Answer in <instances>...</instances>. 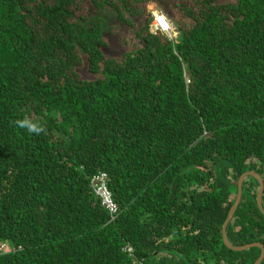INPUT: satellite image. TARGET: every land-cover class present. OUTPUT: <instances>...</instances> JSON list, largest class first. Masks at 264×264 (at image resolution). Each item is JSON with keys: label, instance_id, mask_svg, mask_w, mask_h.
I'll list each match as a JSON object with an SVG mask.
<instances>
[{"label": "trees", "instance_id": "1", "mask_svg": "<svg viewBox=\"0 0 264 264\" xmlns=\"http://www.w3.org/2000/svg\"><path fill=\"white\" fill-rule=\"evenodd\" d=\"M83 1L90 13L77 15ZM135 1L0 0V264L261 255L229 248L222 228L241 175L264 180V0H152L175 41ZM111 10L136 41L120 59L99 20ZM100 171L114 220L90 186ZM258 187L243 183L234 245H264Z\"/></svg>", "mask_w": 264, "mask_h": 264}, {"label": "rangeland", "instance_id": "2", "mask_svg": "<svg viewBox=\"0 0 264 264\" xmlns=\"http://www.w3.org/2000/svg\"><path fill=\"white\" fill-rule=\"evenodd\" d=\"M181 1L183 0H175L176 3H180ZM219 1L227 2L234 0ZM134 5L142 11H151L153 9H158L157 5L152 3V0H137L135 1ZM107 9L109 8L107 7ZM89 13V5L85 1L79 4V10H76L77 15H86ZM99 20L103 21L104 23L105 39L108 43L105 50L109 56L120 59L123 57V54L132 51L136 47L134 33L132 31H128L125 24L115 20V14L112 12V10L111 12L101 15V17H99ZM79 74L83 78H92L91 74L88 73V70L86 68L80 69Z\"/></svg>", "mask_w": 264, "mask_h": 264}, {"label": "built area", "instance_id": "3", "mask_svg": "<svg viewBox=\"0 0 264 264\" xmlns=\"http://www.w3.org/2000/svg\"><path fill=\"white\" fill-rule=\"evenodd\" d=\"M151 13V32L155 34H163L170 40L175 41L178 38V31L171 20L159 9H153L151 10ZM108 180V173L100 171L90 178V186L94 194L100 199L102 206L108 211L111 220H114L118 216L119 206L113 198L112 191L108 186ZM123 251L128 253L131 257H134L135 251L133 246L126 244L123 247Z\"/></svg>", "mask_w": 264, "mask_h": 264}, {"label": "water", "instance_id": "4", "mask_svg": "<svg viewBox=\"0 0 264 264\" xmlns=\"http://www.w3.org/2000/svg\"><path fill=\"white\" fill-rule=\"evenodd\" d=\"M248 176H253L259 183V187H258V192H257V203H258V207L261 210V212L264 214V205H263V194H264V180L262 178V176L255 172V171H247L244 174L241 175V177L238 180V192H237V196L236 199L228 213L227 219L223 224V240L225 242V244L231 248L232 250L235 251H244L247 250L251 247L257 246L261 248V255L259 256V258L254 262V264H261L262 261L264 260V245L259 243V242H255V243H250V244H246V245H234L230 242L228 235H227V228L229 223L231 222V220L233 219V216L241 202L242 199V195H243V183L245 181V179Z\"/></svg>", "mask_w": 264, "mask_h": 264}]
</instances>
